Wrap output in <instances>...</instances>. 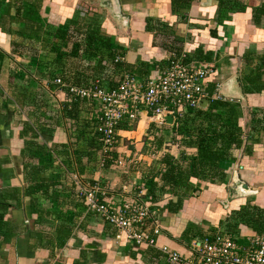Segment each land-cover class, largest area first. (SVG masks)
Listing matches in <instances>:
<instances>
[{
  "label": "trees",
  "instance_id": "1",
  "mask_svg": "<svg viewBox=\"0 0 264 264\" xmlns=\"http://www.w3.org/2000/svg\"><path fill=\"white\" fill-rule=\"evenodd\" d=\"M188 2L189 0H171V6L178 10ZM239 4L238 0L217 1L218 8L228 5L241 9ZM33 7L34 12L29 13L31 16L19 18L23 23L21 27L9 30L19 37L32 40L30 45L12 42V52L21 56L25 51L28 57L26 65L22 67V74L20 69L17 73H9L10 83L12 80L15 82V78L22 81L18 85L9 83L8 95L1 92L0 98L1 111L5 112L7 104H11L16 114L24 112L26 116L19 123L22 146L18 155L21 159L22 185H0V249L12 240L24 237L26 250L44 248L51 258L62 250L73 234L78 231L85 233L86 224L90 216L94 215L76 197L69 175L67 179L65 173L85 172L87 177H81V181L91 182L95 171L106 169L118 156L115 149L106 155L101 152L94 132L97 107L94 102L70 98L59 102L57 107L48 103V91L56 89L52 80L59 77L65 83L84 86L97 79L103 87L111 88L122 74L145 77L146 69L126 63L123 58L114 61L116 56L123 57L122 47L101 30L102 18L96 11L77 10L66 23L54 26L46 22L40 24L37 18L38 5L34 4ZM253 10L257 14L263 13L264 0ZM216 16L218 20L224 17L218 11ZM145 30L152 32L153 45L158 44L174 55L180 53V37L172 35L170 38L167 30L161 31L160 24H149L148 20ZM194 53L193 56L186 53L184 61L209 60L208 54H202L199 48ZM259 58L261 63L264 62V54ZM239 82L242 94L259 93L264 89V73L255 65ZM41 85H46L47 89ZM205 90L211 95L209 83ZM204 100L203 106L186 109L175 117L171 125L158 126L149 122L146 127L141 152H160L165 141H176V136L180 138L177 140L183 147L176 157L163 152L149 165L139 167L140 185L145 187V193L151 202H158L163 194L173 195V199H166L161 210L178 212L184 198L200 191L198 182L222 183L223 170L230 161L231 150L244 144V150L247 151L260 136L264 139V112L251 109L245 124L248 131H243L238 123L242 112L237 100ZM57 126L65 128L66 143L46 144ZM133 127V123L130 124L125 119L117 124L118 129ZM188 148H192L193 153L187 154L184 149ZM134 163L135 160L132 164ZM13 174L9 156H0V178L9 179ZM26 207L27 213L34 215L30 225L26 223V218L25 221H17L5 216L10 209L24 210ZM228 216L231 221H218L228 231L240 223L258 234L264 232V209L246 204L231 211ZM192 227L187 225L179 236L186 245L193 238V234H190ZM146 251L157 260L155 264H165L158 251ZM55 264L65 263L58 256Z\"/></svg>",
  "mask_w": 264,
  "mask_h": 264
},
{
  "label": "crops",
  "instance_id": "2",
  "mask_svg": "<svg viewBox=\"0 0 264 264\" xmlns=\"http://www.w3.org/2000/svg\"><path fill=\"white\" fill-rule=\"evenodd\" d=\"M217 1L189 0L187 4L175 10L171 6V0H0V98L1 92L7 95L9 93L7 88L11 79L9 73H17L20 69L22 74V67L26 65L28 55L25 53L27 52L23 51L21 56L16 55L11 50L12 42L18 41L30 45L32 39L22 38L11 32L22 26L23 23L19 18L31 16L29 13L34 12V4L38 5L37 18L40 24L46 22L54 26L66 23L77 13V10L96 11L102 18L101 30L122 47L123 61L137 65L142 70L145 68L146 75L154 74L159 70L166 64L171 54L158 44L151 43L152 32L145 30L147 20L149 24H160L161 31L167 30L170 38L172 35L180 37L181 51L193 56L194 51L199 48L202 54H208L207 61L191 60V62L207 63L212 67L207 83L213 95L220 94L223 98L239 102L242 114L238 123L241 129H244L243 131H248L245 124L249 119V111L258 109L264 112V89L259 93L242 94L237 90L236 83L240 88L239 79L249 73L255 65L264 73V62L261 63L259 58L264 54V12L257 14L253 10L263 0H238L241 9L228 5L218 8ZM227 3L230 2L227 1ZM217 11L224 15L220 20L217 19ZM38 52L41 51L38 50ZM14 81L12 80L13 83L10 84L18 85V82L22 80L15 78ZM41 87L47 89L46 85ZM48 93L50 97L48 103L57 107L62 101V94L58 93V89ZM25 119L24 112L16 114L11 104H7L5 112L0 110V156H9L14 172L9 179L0 178L1 186L20 187L22 185L21 159L18 155L22 146V140L19 138L21 129L19 123ZM141 122L142 120L132 130L119 131L121 136L115 151L117 154L121 153L128 157V162L133 160L132 156L139 152V147H133L132 151L123 146L121 141L128 140L127 134L138 130ZM66 141L65 128L57 126L50 139L46 140V144H61ZM244 147L242 144L239 148L231 150L230 161L223 170L222 183L198 182L200 191L184 198L178 212L170 213L160 208L168 197L173 199V195L167 194V197H162L156 202L157 219L161 230L153 247L135 246L123 236L115 238L117 232L115 228L99 217L91 215L86 224V232L78 231L69 237L65 246L59 253H55L54 257L49 258L48 250L44 248L26 250V238L20 237L0 249V264H55L58 256L62 257L65 264L75 262V264H124L122 261L126 259L131 261L127 264H155L157 260L146 250L154 252V250L158 251V246L167 245L176 251L183 252L186 244L180 240L179 236L189 224L193 226L190 230V234H193L191 240L203 234L216 232L230 236L236 235L239 239H242L244 235L255 233L240 223L234 225L229 231L218 223L219 220L220 222L231 221L228 214L241 205H255L264 209L263 136L252 143L247 151ZM186 150L190 153L194 151L192 148ZM138 155L139 153L137 154L139 158ZM142 159H144V165H149L152 161L146 156ZM128 168L122 170L126 174L121 175V178L113 176L108 182V187L104 186L106 199L115 203L133 199V195L129 193L135 186H140L141 171L139 167L133 165ZM53 170L57 169L53 168ZM74 173L76 171L65 173V177ZM80 173L77 174L81 178L83 175ZM99 177L105 178V175L95 171L91 179ZM235 180L241 181L247 188L242 189ZM219 200H225L226 206H223ZM25 202L26 198H24V204ZM27 210V207L24 210L10 209L5 216L17 221L26 218V223L30 225L34 215L28 214ZM86 244H92L95 247L85 248ZM160 254L161 260H164L163 254Z\"/></svg>",
  "mask_w": 264,
  "mask_h": 264
},
{
  "label": "built area",
  "instance_id": "3",
  "mask_svg": "<svg viewBox=\"0 0 264 264\" xmlns=\"http://www.w3.org/2000/svg\"><path fill=\"white\" fill-rule=\"evenodd\" d=\"M185 57V51L177 56L171 53L166 64L154 74L141 77L124 73L111 88L103 87L97 79L84 86L65 83L59 77L52 83L62 94V100L78 98L96 104L94 132L101 152L106 155L116 149L121 136L117 124L122 119L133 123L132 129L141 115L158 126L171 125L186 109L199 107L200 99L223 98L220 94L208 95L205 90L212 67L207 63L186 62ZM121 59L116 56L114 61ZM166 115L171 116L172 123L165 121ZM112 165H123L122 158H114ZM69 179L84 208L116 229L115 238L123 236L135 246L156 245L161 230L157 203L151 202L144 186L136 187L133 199L115 203L106 199V190L96 179L81 181L77 173L69 174ZM158 251L163 254L165 264H264V232L244 235L242 239L222 232L207 233L191 240L183 252L167 245L158 246Z\"/></svg>",
  "mask_w": 264,
  "mask_h": 264
},
{
  "label": "rangeland",
  "instance_id": "4",
  "mask_svg": "<svg viewBox=\"0 0 264 264\" xmlns=\"http://www.w3.org/2000/svg\"><path fill=\"white\" fill-rule=\"evenodd\" d=\"M139 118H140L139 121L142 120V122H141L138 130L132 131V133L127 134L128 137H129L128 140L126 139V140L121 141L122 144H123V146L127 147L128 149H131L132 151L134 149L133 147H137V148L139 147L138 148V150H139V152H138L139 153V155H138L139 158L137 157V154H138L137 153V154H135V155L132 156V157H134L133 160H131V161L128 162L129 158L128 157H125L123 154L119 153L118 156H120L122 158L123 165H121V166L110 165L106 169H103V170H100V171L98 170L100 173H102L103 175H105V178H102V177L100 178L99 177L98 179H96L103 188L106 185L108 187V185H109L108 182L111 181V178L113 176H115L117 178V177H120L123 174H126V173L122 172V170L129 169L128 167H131V165H133L134 167L135 166L140 167L141 165H144L145 162H144V159H142L143 156H146L147 158H151L153 160L156 157H159L161 155L159 152L152 153L149 150H145L146 152H141L140 151V147L142 146V142H143L144 136L146 134V127L148 125L149 120L146 117H144L143 115H141ZM177 139H180V138H178V136H176V138H175L176 141L166 140L165 143H169V144L168 145H162V149H161L160 152L161 153H163V152H169L174 157H176L177 154H178V151L181 148H183V147L180 146V144L178 143V140ZM130 141H131V143H129ZM170 150H171V152H170ZM184 150H185V152L187 154H191L192 153V152L190 153L189 150H186V149H184ZM175 151H177V153ZM141 155H142V157H140ZM134 160H135V163L132 164V162ZM80 175H83V176L87 177V175H86L85 172L80 173ZM119 182H121L120 179H119ZM136 193H137V188L135 186L133 188V190L129 194L133 195V198H134V197H136ZM205 232H208V231H205ZM126 260H128V259H126ZM126 260H123L122 262L124 264L131 263V261H126ZM108 261L110 262V260H108ZM134 264H136V263H134Z\"/></svg>",
  "mask_w": 264,
  "mask_h": 264
},
{
  "label": "water",
  "instance_id": "5",
  "mask_svg": "<svg viewBox=\"0 0 264 264\" xmlns=\"http://www.w3.org/2000/svg\"><path fill=\"white\" fill-rule=\"evenodd\" d=\"M236 88H237L238 91H240V88L238 87V84H237V83H236ZM204 104H205V100H204L203 98L200 99V100H199V106H203ZM165 121H166L168 124L172 123L171 116H170V115H166V116H165ZM235 183H236L237 185H240V187H241L242 189H246V188H247L246 185H245L244 183H242L241 181H239V180H235ZM219 202H220L223 206H226V205H225V204H226V201H225V200H219ZM84 247H85V248H94L95 246L92 245V244H86V245H84Z\"/></svg>",
  "mask_w": 264,
  "mask_h": 264
}]
</instances>
